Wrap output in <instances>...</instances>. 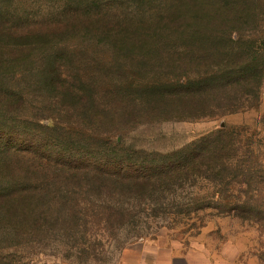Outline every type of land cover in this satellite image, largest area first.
Segmentation results:
<instances>
[{"label": "rangeland", "instance_id": "rangeland-1", "mask_svg": "<svg viewBox=\"0 0 264 264\" xmlns=\"http://www.w3.org/2000/svg\"><path fill=\"white\" fill-rule=\"evenodd\" d=\"M93 10L141 32L56 41L15 73L26 104L5 117L17 145L124 169L129 185L34 167L45 204L28 230L0 229V264H117L146 241L264 264V0H0L24 26Z\"/></svg>", "mask_w": 264, "mask_h": 264}, {"label": "trees", "instance_id": "trees-1", "mask_svg": "<svg viewBox=\"0 0 264 264\" xmlns=\"http://www.w3.org/2000/svg\"><path fill=\"white\" fill-rule=\"evenodd\" d=\"M82 15L79 19L78 16H72L69 20L56 24L30 26L15 23L10 18L6 21L0 16V229L2 230H28L34 202L45 204L43 199L49 190L43 184L32 185L30 175H33L34 167L43 173L39 179L46 177V171H52L53 179L61 178L64 184L71 186L101 190L107 185L120 189L129 185L127 175L123 174L124 169L112 171L94 164V161L85 163L84 160L87 161L89 157L81 158L82 160L77 162L73 160L75 158L71 154L68 156L58 154L53 149L34 153L32 140L17 145L16 141L21 137L13 138L10 122L5 117L11 113L16 114L15 111L26 104L25 92L16 90L11 85L15 73L26 71L33 56L51 49L56 41L81 35L102 34L105 36L103 41L110 43L113 36L141 32L139 28L129 31L123 22L113 26L108 24L99 26L95 21L97 19L95 10ZM181 86L185 87L183 84ZM29 155L32 157L28 158ZM34 155L36 157L33 158ZM48 219H50L48 216L38 217L35 219V226L42 227L44 221Z\"/></svg>", "mask_w": 264, "mask_h": 264}, {"label": "crops", "instance_id": "crops-1", "mask_svg": "<svg viewBox=\"0 0 264 264\" xmlns=\"http://www.w3.org/2000/svg\"><path fill=\"white\" fill-rule=\"evenodd\" d=\"M117 264H211V260L201 250H187L168 243L146 241L126 248Z\"/></svg>", "mask_w": 264, "mask_h": 264}]
</instances>
